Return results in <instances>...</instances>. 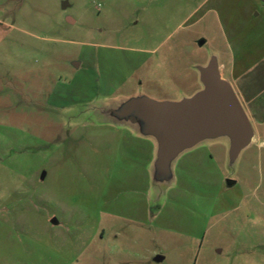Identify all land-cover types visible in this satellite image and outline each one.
I'll return each instance as SVG.
<instances>
[{
    "label": "rangeland",
    "instance_id": "374dc122",
    "mask_svg": "<svg viewBox=\"0 0 264 264\" xmlns=\"http://www.w3.org/2000/svg\"><path fill=\"white\" fill-rule=\"evenodd\" d=\"M262 32L261 0H0V264H264V146L205 140L158 182L103 116L193 97Z\"/></svg>",
    "mask_w": 264,
    "mask_h": 264
},
{
    "label": "water",
    "instance_id": "95a60500",
    "mask_svg": "<svg viewBox=\"0 0 264 264\" xmlns=\"http://www.w3.org/2000/svg\"><path fill=\"white\" fill-rule=\"evenodd\" d=\"M199 73L203 89L191 98L178 103L131 101L103 115L113 123L138 125V134L154 140L152 174L158 182L170 179L180 154L205 140L227 138L233 157L252 142V126L232 87L221 78L217 59L212 57Z\"/></svg>",
    "mask_w": 264,
    "mask_h": 264
},
{
    "label": "crops",
    "instance_id": "0c3cea01",
    "mask_svg": "<svg viewBox=\"0 0 264 264\" xmlns=\"http://www.w3.org/2000/svg\"><path fill=\"white\" fill-rule=\"evenodd\" d=\"M249 47L244 44L237 50L229 47L228 63H218V66L221 78L231 83L229 84L249 122L262 125L264 124V43L257 42ZM252 59L254 60L251 62ZM226 76L228 79H226ZM253 142H258L260 147L264 146V140H259L254 131L250 145Z\"/></svg>",
    "mask_w": 264,
    "mask_h": 264
}]
</instances>
